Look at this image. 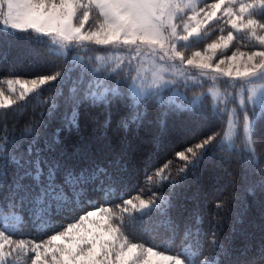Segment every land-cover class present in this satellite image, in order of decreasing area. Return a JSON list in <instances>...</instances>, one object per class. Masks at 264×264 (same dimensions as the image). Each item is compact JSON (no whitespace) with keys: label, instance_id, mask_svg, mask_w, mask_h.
Wrapping results in <instances>:
<instances>
[{"label":"snow or ice","instance_id":"1","mask_svg":"<svg viewBox=\"0 0 264 264\" xmlns=\"http://www.w3.org/2000/svg\"><path fill=\"white\" fill-rule=\"evenodd\" d=\"M0 264H264V0H0Z\"/></svg>","mask_w":264,"mask_h":264},{"label":"trees","instance_id":"2","mask_svg":"<svg viewBox=\"0 0 264 264\" xmlns=\"http://www.w3.org/2000/svg\"><path fill=\"white\" fill-rule=\"evenodd\" d=\"M39 117H37L38 119ZM233 171V174L235 173V170H232ZM211 219H212V209L211 207L209 206L208 208V215L206 217V223H210L211 222ZM228 224H229V218L226 216L225 217V220H224V231L225 233L228 231ZM37 238H40L41 236H36ZM140 239H142L144 242H148V243H155L157 245L161 244V241L159 239H155V240H152L151 237L149 236H143V237H140Z\"/></svg>","mask_w":264,"mask_h":264},{"label":"rangeland","instance_id":"3","mask_svg":"<svg viewBox=\"0 0 264 264\" xmlns=\"http://www.w3.org/2000/svg\"><path fill=\"white\" fill-rule=\"evenodd\" d=\"M208 86H211V82H210V81L208 82ZM199 91H201V90H197V94H199ZM221 91H223V88H222V87H221ZM189 95L191 96L192 93L190 92ZM35 238H36V239H41V238H43V237H40V238L35 237Z\"/></svg>","mask_w":264,"mask_h":264}]
</instances>
